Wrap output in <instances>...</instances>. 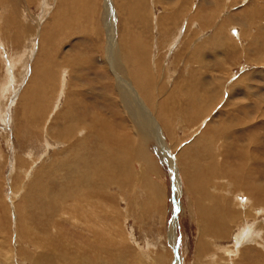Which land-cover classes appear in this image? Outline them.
Here are the masks:
<instances>
[{
	"label": "bare ground",
	"instance_id": "obj_1",
	"mask_svg": "<svg viewBox=\"0 0 264 264\" xmlns=\"http://www.w3.org/2000/svg\"><path fill=\"white\" fill-rule=\"evenodd\" d=\"M111 1L104 0L103 2L104 8L109 12V15H107L106 18L108 46L105 49V55L102 61L107 65L106 69L103 70H107L109 79L108 82L103 83V96L102 94H100V96L97 92H95V89L101 91L100 84L99 87L98 85L95 87L92 78L88 76L92 67L94 68L96 66L97 69V65H95L96 60L95 62L93 61L91 54L86 53V56L74 55L72 59H68L65 63L57 64L58 73L56 74L54 72L56 67L54 66V68H52L49 64L47 65V63V66L44 65L42 67H38V65L37 67H33L31 63L30 69H28L25 64L27 63L26 61L31 58H33L36 62V58H40L42 54L40 50H45L49 53L54 50L55 47L53 48L48 46V44L56 35L55 32L59 33V31L64 30L62 22L59 21L60 19L58 18V12H56V9L55 13H52V18L53 21L56 22L58 20V22H53V25L51 24L52 28H44L42 32L38 31L35 33L31 39L26 41V45L23 46L22 51L21 49L12 51L13 47L9 48V43L7 42L8 39L5 41V39L0 36V63H2V71L0 73V120L6 123H14L11 109L14 102L15 107L18 105L20 106V112L23 115L20 126L25 127L24 123L28 124L30 129L39 126L40 132L42 128L49 137L54 139L50 142V144L52 146H57L54 147L55 149H53V155L51 154L52 156L50 160H48L50 157L49 154L46 155V158L43 157L44 159L40 162L41 166L38 169H35L37 166H34L36 161L35 158L33 159L32 157L33 154H30V152H32L31 149H33L30 148V146L33 147V145L27 146L29 149L27 148L26 152L24 151L23 156H25V159L18 157V160L20 159L19 161L21 162V164L19 161L17 162L19 166H17L15 162L9 161L10 174L8 177L11 178V180H19L16 182V184H18V188L16 187L11 190L14 220L13 227L10 228L13 233L10 234V238H8L9 236H6L8 239L3 237L5 233L3 234L2 230L5 226H3L4 224H2V221L0 220V264H122V259L125 255L124 253L128 251L130 247L123 245V241L125 240V237L122 238L123 228L121 222L117 220L120 213L115 206L111 205V201L115 199V196H113L114 194L110 192L109 188L112 186L115 188L119 186L122 187L123 184H125L126 179H128L127 177L125 178L123 170L125 164L127 163L128 165V162L131 163V161H133L132 158L135 156L134 155L132 157L134 151L133 144H135L133 136L136 135L140 137V143L135 146V151L138 157L137 160L142 167V164L145 165L150 160L146 156L147 151L144 150L145 146L149 144L151 139L157 140L159 144V148L157 149L158 156L159 154L160 156H165V154L168 155V146L166 145L168 141L166 140L168 136L166 135L167 133L170 134L169 136L174 138H176L174 133L176 134L178 130L183 132L184 135H191V132H196L197 130L199 131V128L201 127L200 125L203 121L205 124L197 134H194V138L190 143V148L187 145L185 148L181 147L184 151L182 156L188 163L191 162V155L189 154H195L193 155V162H195V157L199 156L201 152L204 153L203 156L200 157L202 160L201 164L199 161L200 159L196 161H199L198 166L200 167V173L195 170L191 171L189 173V178H186V184L193 201V205L191 204L193 206L192 210L195 208L196 212L194 213L198 216L199 223L201 222L199 227L202 225V232L199 235L200 238L198 248L201 250L205 248L206 238L204 239L203 237H214V235L217 234L218 238H224L223 236L229 233L231 228L230 226L233 222L239 221L242 226L239 225L241 226V229L237 233V237L234 242V249L232 248L233 251L225 248H217L221 249V251L223 250L225 256L228 257L231 256V253L232 256H234L237 255L238 252L240 254V258L244 261L245 258H248L244 256L247 253L251 254L253 250L256 252V256L258 258H260L261 255L263 257V254H261L260 251L261 249H259V246L261 245H263L261 247L264 249V240L262 241L261 239L262 233L259 232L262 225L261 223L256 225V223H253L252 221L250 223L249 217L255 218L264 214V183L260 181V179L263 178L262 174L264 175V157L259 154L256 155L252 153L253 151H255V153H258L261 150L264 151V148L261 146L258 139L254 141L255 144L251 148V151L248 148L252 144L249 145V147H241L240 150H237L240 152L236 153L239 156V159L236 160H240V168L229 170L228 165L224 166V156H221V154L217 151L218 148H213L215 142L220 140L216 138L220 136L221 133L218 128L215 127L216 125L214 126V129L210 125L211 119L209 120L208 118L210 112H208L207 109H201V105L205 102L208 105L212 100H214L213 97H218L219 90H216L217 88H222V100L225 91H228V88L233 84V82H235L234 84H237L236 81L238 80H229L231 79V73L229 77L226 74L228 79L226 78L227 80L225 84H222V80L217 81V74L214 76V73H211L213 71L211 69H214V66L210 65L211 58H209V56L211 53L213 58H216L217 56L214 55L215 52L212 50L220 46L224 48L227 45L232 47L236 46L237 42L234 43L232 37L237 41H239L238 39H240V41H247L248 39V43H255L257 38L262 39L261 35L257 34L258 31L256 34L252 31L254 36L250 42L249 37L246 39L250 32V24L248 25V20L251 19L250 16L252 14V10L247 8L239 14L238 18L242 22L238 23L240 26V31L238 33H232L230 35V29L232 28L230 26L233 24L232 22L229 24L230 17H228V15L224 16L225 18L222 19L224 15L222 14L220 15L221 17L219 16L221 19L219 18V21L217 20L216 23H214L215 31H213V34L206 37V35L202 33L203 30H199V23L196 22L197 17H200L198 15L201 3L205 0H198L196 6H194L195 9L193 12L190 11V8L188 9L187 6L189 5H186L187 3L190 4L192 0H181L180 4L176 1H174V4H170L171 2L169 3V1L163 0L162 11H158L159 13L157 16V31L158 34L159 32L162 34L164 31L166 33L169 32L171 40L168 43V46H170H167L168 53L160 57L158 54H154L151 50V46L147 47L143 43L145 40L142 41L139 37H136L131 43L125 42V40L123 41L124 34L126 32L125 26L121 34V30L116 24L117 16H115L113 11L115 10V12L119 14L120 4L118 0ZM232 1L233 0H223V7L227 9L229 5L233 4ZM128 2L130 3V8H132L134 4L132 5L130 0ZM209 3L212 8L220 2L218 0H211ZM46 12L47 9L43 10V15H45ZM129 12L132 13L131 9ZM130 13H128L129 19H132ZM201 14L205 15L204 13ZM28 15L29 14H27V16ZM257 15L263 16L264 10L259 11ZM20 16L25 17L24 14ZM12 17H14V15ZM12 17H8V20L11 21V19H13ZM204 17L207 16H203V18ZM200 20H202V18ZM185 21L186 23L182 34L180 28ZM14 22H20L19 25L21 26V20ZM38 25V27H40L41 22H39ZM190 26L198 28L197 32H193L196 37L191 40L192 42H189L191 44L188 45V49L190 48L188 53L181 58H177V54H173L175 49L170 48H176L180 43L182 45L185 28L187 29ZM117 28L119 29L118 36ZM129 35L131 34L129 33ZM35 37L38 38L37 43L34 42ZM177 41L179 42L176 45L175 43ZM165 42H167V40ZM252 43H250V45H252ZM51 45H53V43H51ZM155 45H157V42ZM24 49H27L28 52ZM207 50H210V52ZM24 55H27L25 58L26 61L23 59ZM43 56L45 57L44 54ZM212 60L214 62V59ZM87 62H91L92 65H87ZM16 64H20L23 69L22 73L25 72L27 73L26 75H28V79L24 85H22L24 81L22 80L20 88L16 86L19 81L12 75V70L16 67ZM219 65L221 64L218 61L215 66L218 67ZM178 69L179 72L177 71ZM207 69H209V78L206 76L207 81L204 79V82H208V86L204 85V82H201L207 73ZM27 70H31V72H28ZM95 71L97 70H94V72ZM176 71L178 74L174 78L172 75ZM9 72H11V74ZM22 73H20V78L23 76ZM12 76L14 77L15 84L13 83V98L11 99L8 84L9 80L12 83ZM67 77L69 78V81L66 80ZM95 78L97 79L98 77ZM97 80L100 83L102 81L101 78ZM76 81H79V85L81 83L80 81L87 82L86 85L93 83L94 87L88 88L81 85L78 86V84L75 83ZM238 81H241V78H239ZM104 86L110 87V91H108L114 93L115 95L111 96L107 90L105 91ZM203 88L204 92L200 93ZM249 89L250 88H248V90ZM50 93H53L52 97L49 96ZM214 93H216V96H214ZM101 97H104L102 102L98 100ZM47 98H51L50 101H47ZM92 98L95 99L94 103L97 102V107L91 102ZM5 100L9 101L10 105L5 103ZM113 100L118 103L119 108L123 112L122 114L124 118H121L122 120L116 118L118 115L116 113L109 115L113 118L112 120H108L107 117H103V108H109V102H112ZM230 100H232V98ZM48 102L49 105H47ZM216 103L218 104L219 102L217 101ZM94 107L98 109L97 111L95 110L96 112L92 110ZM90 109L92 110V114ZM241 109H243V107ZM118 113L120 114L119 110ZM261 113L263 114L264 112ZM177 115H179V117H176ZM234 115H236L235 112ZM206 118H208V120H205ZM177 119H181V121L183 119L197 121L189 127H186L187 124H185V126H183V124L176 127L173 123H175V120L178 121ZM113 120H119V122L125 123V128H128V131L122 128L123 132L116 133L114 128H112L116 126ZM241 122L242 120L240 123ZM234 126L235 124L230 126L229 129L226 128L227 134H225L228 138H239L238 134L241 133L240 131L243 132L245 129V131H247V126L239 127L237 129ZM129 131H131L134 135L131 136V134L128 133ZM27 132L28 131H25L23 136H27ZM247 133H249V130ZM255 135L256 138L259 136H257V134ZM6 138L7 145L9 146L8 137ZM27 138L25 137V140ZM38 138L40 139L42 137ZM247 138L249 139V137ZM215 139L216 141H214ZM33 141L36 142L35 139ZM169 141L171 142V140ZM224 141H221V143H223L225 148L223 150L219 148L223 153L224 150L226 151V147H229V144L231 145V142ZM41 142L44 141L41 140L40 143ZM47 142L44 143L46 146H49ZM235 143L238 144L239 142ZM235 147L236 146H234V148ZM126 148H130L129 151L126 150ZM12 149L14 152L15 148ZM214 149L216 150L215 152H213ZM40 150L36 152V156L37 153L38 155L40 154V157L38 156L39 158L37 159L38 161L41 159V155L47 153L44 149L41 154ZM228 152L230 153V150H227L226 155ZM10 155L12 154L10 153ZM128 156L132 159L131 161L128 160ZM229 157H227V159ZM45 160H48L49 162ZM232 160L234 161V159ZM181 161L179 164L182 163ZM46 162L50 163V165L52 164L51 166L55 165L53 166V171L49 170L51 177L48 176V170L45 174L42 173L45 172L43 170V166L47 164ZM13 163L15 164V168ZM174 165L173 167L176 171V177L178 176L177 180L184 184L186 176L185 170L183 169L185 172L183 174L185 175L179 176L177 172L178 166L176 164ZM245 166L248 171L251 172L247 173ZM191 168L193 169V165L188 167L187 170ZM259 170L261 172H257ZM132 172H134L133 169ZM142 173L145 174V170H142ZM226 174L230 175L227 176ZM142 178H144L146 183H149L150 191L155 189L152 187L153 184L146 180L145 176ZM48 180L49 184H47ZM179 181L178 186L180 183ZM236 188H238L239 193L242 191L247 197L240 198L238 196L239 194L234 195V189ZM174 192L176 194L178 191ZM16 195L20 196V198L15 203L13 199ZM174 201V218H177V200L175 199ZM207 201L209 203H206ZM24 206L25 210L22 208ZM116 210L118 214L116 213ZM36 218L37 220H40L42 224H38L39 221L36 222ZM68 225L72 227V230ZM171 228L174 229V227ZM171 228L169 234L172 235L171 238L173 239L174 231ZM257 239H261L263 243L260 241L257 242ZM247 242H255L258 247L256 248L255 246L253 247L248 245L246 244ZM170 246L172 247L173 245ZM240 246L242 247L240 248ZM3 248H6V250ZM172 249L175 253L174 247H172ZM211 257L212 259L208 264L235 263L230 262V260H233L232 257H229V259H222L223 262L219 261L217 259L219 258L218 253L213 254ZM158 259L159 261L157 260L155 264H163V256L158 257ZM179 264H182L181 261ZM245 264L247 263L245 262ZM257 264H261V261L259 260V263Z\"/></svg>",
	"mask_w": 264,
	"mask_h": 264
},
{
	"label": "rangeland",
	"instance_id": "obj_2",
	"mask_svg": "<svg viewBox=\"0 0 264 264\" xmlns=\"http://www.w3.org/2000/svg\"><path fill=\"white\" fill-rule=\"evenodd\" d=\"M109 1H111V0H109ZM128 1L118 0V2L120 4L119 14L117 12H115V10H113L115 13V16H117V18H116L117 23L116 24H117V26H119V29L121 30V34H122V31L124 30V26H125L126 32L124 31L125 34H124L123 41L125 40V42L131 43V42H133V40L136 37H139L142 41L143 40L146 41V42L143 41V43L147 47L151 46V50L154 54H156V55L158 54L160 57L164 56V54L168 53L167 52V46L171 40V36H170L169 32L166 33L164 31L162 34H160V32H159V34H160L159 35L158 31H157V16H158V13L162 11L163 0H155V2H154V0H130L132 5L133 4L135 5V6L133 5L132 8H130L131 6H130V3ZM167 1H169V3L171 2L170 4H174V1H176L178 4L181 3V0H167ZM210 1L205 0L203 2L204 4L201 3V6L199 5L201 8L199 9L200 11H199L198 16H200V17H197V19H196L197 21L195 20L196 22L199 23V25H198L199 30L200 29L203 30L202 33L205 34L206 37L213 34V31H215L214 23H216V21L221 17L220 15H222V14H224L222 19L225 18L224 16L228 15V17H230L229 18V24H230V22H232V24H233L230 26L232 28L231 29L229 28L231 31L230 35L232 33L233 34L238 33L240 31V26L238 25V23L242 22L239 20L238 16L240 13H242L247 8L249 10H252L251 11L252 14L250 16L251 19L248 20V25L250 24V26H249L250 32L248 34L249 36H247L246 39L249 37V42H250V40L253 38L254 34L257 33V31H258L257 34H260L262 37V39L257 38L255 43L250 42V43H252V45H250V43H248V39H247V41L246 40L240 41V39H238L239 41H237L231 36L232 39L234 40V43L237 42L240 44L236 43V46H233V47L227 45L225 47L226 49L222 46L216 47L215 49L212 50L215 52L214 55H217L216 58L212 57L213 56L212 53L209 56V58H211L210 59V61H211L210 65L214 66V69H211L213 71L211 72V70H210V72L214 73V76H215V74H217L216 75L217 81L222 80V84H225L226 80L228 79L227 76L229 77L231 75V73L233 76L231 75V79H229V80L234 79L232 81H236V79L239 80V78H241V81H238V80L236 81L237 84H234L235 82H233V84L231 86L229 85L230 87L228 88V91H225V93L223 94L222 100H221L222 88L219 87L216 89V90H219L218 97L217 98L213 97L214 100H212L211 103L208 104L209 106L207 105L206 102L203 105H201L202 106L201 109H207L208 112H210V114L208 115L209 120L211 119L210 125L213 127V129L215 127L218 128L219 132L221 133L220 134L221 137L218 136L216 138V139H220V140H217V142H215L213 148H216V149L218 148L217 151L221 154V156L222 155L224 156L223 157V159H225L223 161L224 166L228 165V169L233 170V169H239L240 168V166H239L240 160L239 161L236 160V159H239V156L236 153L240 152L237 150H240L241 147H244V146L249 147V145L252 144L248 148L251 151V148L255 144L254 141L256 139H258L260 141L261 146L264 148V113L263 114L261 113V112H264V107H263L264 106V101H263L264 100V43H263L264 42V15L263 16L257 15V13L259 11L264 10V6H263L264 0H233L232 1L233 4L229 5V7L227 9L223 7V5H224V3L222 4L223 0H218L220 3H217L212 8H211L210 3H209ZM250 1H251V3H250ZM103 2H104V0H83V2H82V0H5V1L0 0V29L3 28L0 30V36L2 38H4L5 41H6V39H8L7 42L9 43V48L13 47L12 51L19 50V49H21V51H22L23 46L26 45L25 44L26 41L28 39H31L32 36L35 35V33H37L38 31L42 32L44 30V28L45 29L46 28H52L53 22L54 23L58 22V20L56 22L53 21V18H52V13L54 14L55 9H56V12H58V18L60 19L59 21L62 22L64 30L59 31V33L55 32L56 35L52 38L51 42L48 44V46H51L53 48L55 47L54 50L50 53L45 51V50H42V51L40 50V52L42 54H41L40 58H38V57L36 58V62H35V60H33V58L26 61L25 58L27 55H24L23 59L27 62L25 64L27 65L28 69H30L31 63H32L33 67L34 66L37 67V65H38V67H42V66L46 65V63H47V65L49 64L52 68H54V66L56 67L55 71H54L56 74V73H58V68L56 66L57 64L65 63L66 61H68V59L69 60L72 59V57H74V55L75 56H80V55L86 56V53L91 54L93 61L95 62V60H96L95 65H97V69H96V66L94 68L92 67L90 69V72L88 73V76H90V78H92V81H93L95 87L97 85L99 87V84H100L101 91L95 89V92H97V94H99V95L102 94V96H103V83L108 82V79H109L107 70H105V71L103 70V69H106L107 65L102 62L104 55H105V49L108 46V34H107V29H106V18H107V15H109V12L104 8ZM197 2H198V0H192V2L190 4L189 3L186 4V5H189L187 7H188V9L190 8L191 12L194 11V9H195L194 6H196ZM68 4L70 6L71 5H73V6L70 7ZM74 7H76V8H74ZM77 7H78V9H77ZM206 7H208V8H206ZM117 8H118V6H117ZM133 8H134V10H133ZM45 9H47V12H46L47 15L46 14L43 15L44 14L43 10H45ZM130 9H131L132 13L129 12ZM62 10H63V12H62ZM75 10H76V14H75ZM202 10H203V12H202ZM208 10H210L211 12ZM227 10H228V12H227ZM48 12L49 13L51 12V13L49 14ZM128 13H130L132 19H129ZM201 13H204L205 15H203ZM23 14L25 17L20 16ZM27 14H29V15L27 16ZM67 14H68V16H67ZM11 15L12 16L14 15L15 18L12 17ZM202 15L207 16L208 18L207 17L203 18ZM8 17H12L13 19H11V21H9ZM40 18H41V21H40ZM71 18H72V20H71ZM201 18H202V20H200ZM19 20H21V26L19 25L20 24V22H18ZM204 20H207V21H204ZM14 21H17L18 23H15ZM210 21H211V23H210ZM39 22H41L40 27H38ZM185 23H186V21L183 22L182 27L180 28L182 31V32L181 31L180 32L182 34L184 31L183 28H184ZM207 23H208V25H207ZM204 25H205V27H204ZM119 29L117 28V36L119 35ZM197 30H198V28H195L193 26H190L187 29L185 28V33H184L182 45L180 43L178 45V47L170 48V49H175V52H173V54L174 53L177 54V56H176L177 58H181L186 53H188V51L190 50V48L188 49V45L191 44L189 42H192L191 40H193V38L196 37L193 34V32H195V31L197 32ZM252 31L254 34L252 33ZM254 31H256V32H254ZM129 33L131 35H129ZM185 37L186 38L188 37V38L186 39ZM188 39H189V41H188ZM37 40H38V38L35 37L34 42L37 43ZM54 40H56V41H54ZM166 40H167V42H165ZM261 40H263V41H261ZM156 42H157V45H155ZM178 42L179 41H177L175 44L177 45ZM51 43H53L54 46L51 45ZM175 44H174V46H175ZM159 47H160V49H159ZM24 50L27 51V49H24ZM207 51L210 52V50H207ZM34 53H35V49H34ZM43 54L45 55V57L43 56ZM173 54H172V56H173ZM178 54H180V55H178ZM37 56H39V55H37ZM212 59H214V62ZM48 61H50L51 63ZM215 61L217 63L219 61L221 65L216 67L215 65H217V63ZM88 64H90V66L92 65L91 62L90 63L87 62V65ZM1 66H2V63H0V73L2 71ZM219 68L221 69V71ZM68 69H69V67H68ZM22 70L23 69H22V66L20 64H16V67H14L12 70V75L14 77H16V79L19 81V83H18L19 85L18 84L16 85L18 88H20V85L22 84V80H24L23 84H22V85H24L28 79V75H26L27 73H25V72L22 73ZM94 70H97V71L94 72ZM27 71L31 72V70H27ZM177 71L179 72V69ZM177 71L172 75L174 78L178 74ZM208 72H209V69H207V73L205 74V77H203V80L201 82H204V79H205V81H207L206 79L209 76ZM9 73L11 74V72H9ZM20 73H22V75H23L21 78H20ZM226 74H227V76H226ZM13 76H12V83L9 80V84H8L11 99L13 98V92H12L13 88L12 87L15 84V80H14ZM95 77H98L97 79L101 78L102 79L101 83ZM232 77H234V78H232ZM66 80L69 81V78L67 77ZM78 82L79 81H76L75 83L78 84ZM80 82L82 83V84L80 83L81 86L88 87V88L94 87L93 83H91V84L89 83L86 85L87 82H84V81L83 82L80 81ZM204 83H205L204 85H206V86H208V84H209L208 82H204ZM80 85L78 84V86H80ZM104 88H105V91L106 90H107V92L110 91V87L104 86ZM248 88H250V89L248 90ZM231 89H232V91H231ZM19 91H20V89H19ZM235 91H236V93H235ZM201 92H204V88L200 91V93ZM109 93L111 96L115 95L112 92H109ZM251 93H252V95H251ZM52 95H53V93L49 94L50 97H52ZM214 96H216V93H214ZM232 96H235V97H232ZM103 98L101 97L98 100H100L102 102ZM231 98H232V100H230ZM47 99H48L47 101H50L51 98L50 99L47 98ZM94 100L95 99L92 98L91 102L94 105H96V107H97L98 104H96L97 102L94 103ZM217 101L219 102L218 104L216 103ZM5 103L9 104V101L5 100ZM109 103H110L109 104L110 106H108L109 108L104 107L102 110L103 117H107L108 120L109 119L112 120L113 118H111L109 115L110 114L113 115L116 113V114H118L116 118H119V119L122 118L123 119L124 118L123 114H122L123 112L119 108L118 103L114 100L112 102H109ZM47 105H49V102L47 103ZM239 105H240V107H239ZM235 106L239 107V108H236ZM244 106H246V107H244ZM16 107L17 108L19 107V108L17 109ZM16 107L14 106V102H13L11 109H12V115L14 118V123H12V122L6 123V122H3L0 120V154H1L0 155V189H1L0 190L1 191L0 192V220L2 221V224H4L3 226H5V227H3L2 232H3V234L5 233L6 235L4 234L5 236L3 235V237L9 236L8 238H10V234L13 233L12 229L10 230V228L13 227V220H14L13 210H12L13 209V203H12V199H11V190L13 188L17 187L18 184H16V182L19 180V179L11 180V178L8 177L10 174V165H9L10 163H9V161L15 162L16 165L19 166V164L17 162L20 159L18 160V157L21 159H25L24 158L25 156H23L24 151L26 152V150L28 148L27 146L33 145V147L30 146V148L34 149V150L31 149L32 152H30V154H33L32 157H33V159L35 158V161H36V164H34V166L35 167L37 166V168H35V169H38L41 166L40 162L42 161V159L46 158L47 157L46 155L49 154L50 157L48 156L49 157L48 160H50L51 156L53 155V149H55L54 147H57L55 144H54L55 146H52L50 144V142H52L54 139L49 137L46 134L44 129L41 128V132H40L39 126L38 127L36 126L33 129H30L29 128L30 126L28 127V124H25L23 122L25 127H21L20 122L23 118L22 117L23 115L20 112L21 111L20 106L18 105ZM96 107L92 108V110L97 111L98 109ZM112 107L115 109V111ZM242 107H243V109H241ZM116 109H117V111H116ZM261 109H262V111H261ZM92 110H91V114H92ZM118 110L120 111V114L118 113ZM233 111L235 112L236 115H234ZM247 111H248V113H247ZM238 113H239V116H238ZM249 113H250V115H249ZM229 114H230V116H229ZM241 114H242V116H241ZM246 114H248V115H246ZM233 115H234V117H233ZM237 116L239 117V120H238ZM247 116H249V117H247ZM176 117H179V115H177ZM240 117H243V118H240ZM208 118H206L205 120H208ZM227 118H229V119H227ZM233 119H235L236 121ZM177 120L178 121L175 120V123H173L176 127L178 125H183V124H184L183 126H185V124H187L186 127H189L191 124H194L197 121V120L192 121L191 119H189V120L183 119L182 121H181V119H177ZM241 120L243 122V123L241 122L242 124L240 123ZM247 120H249V121H247ZM114 122H115L116 126H114L112 128H114V131L116 133L123 132V129H126V131H128V128H125L126 127L125 123L119 122V120L114 121ZM186 122H188V123H186ZM204 124L205 123L203 121L200 125L201 127L199 128V131L201 130V128H203L202 126H204ZM234 124H235L234 127L236 129L239 127L247 126V131H245L246 129L243 131L244 133L242 131H240L241 133L238 134L239 138H235L236 140L231 139L230 137H229L230 138L229 139L226 136L227 129H229V127L233 126ZM20 127H21V129H20ZM16 130H17V133H16ZM248 130H249V133H247ZM23 131L24 132L28 131L27 136H23V134H24ZM191 131H194V130H191ZM199 131L197 130L196 132H191L192 133L191 135H189V134L184 135L183 132L178 130L176 133L177 135L174 133V136L176 138L169 136L170 134L167 133L166 135H168V136H167L166 140H168V141H167L166 145L168 146V155L165 154V156L164 155L160 156V154L158 156V154H157L158 150L157 149L159 148V144H158L157 140L151 139L149 144H147L145 146V150H144V151H147V153L146 152L145 153H146V156L150 160H149V162L146 163L147 165L142 164V167H141V164L137 160L138 157H137V154L135 151V148H136L135 146L139 145V143H140L139 142L140 137L136 136V135L133 136L134 134H132L131 131L128 132L131 134V136L134 137L135 144H133L134 151H133L132 157L134 155L135 156L132 158L133 161H131L132 159L128 156L130 158V159L128 158V160H130L131 163L128 162V165L126 163L124 166V170H123L124 172L123 173H125L124 174L125 178L126 177L128 178V179H126L127 183L125 182V184H123L122 187L119 186V187L115 188L112 186L109 188L110 192L114 194V195L113 194L112 195L115 196V199L111 201V205L115 206L118 209V212L120 213L119 214L120 216L118 217L117 220H119L121 222L122 228H123V230H122L123 235L121 234L123 236L122 238L125 237L124 238L125 240L123 239L124 240L123 245L130 247L129 250L124 253L125 255L123 256V259H122L123 263L122 264H155L157 260L159 261L158 257H160V256H163V260H164L163 264H179L180 261L182 264H200V263L201 264H208L209 261L212 259L211 256L215 253L216 254L218 253L219 258H217V259L219 261H222V259H226V258L229 259V257H232L233 260H230V262H233V263L235 262L234 264H245V262L247 264L248 263L249 264H251V263L257 264V263H259V260L261 261V264H264V249H263V247H261L263 245L259 246V249H261L260 251H261V254H263V257L261 255L260 258H258L256 256V252H254V250L253 251L251 250L252 253L253 252L254 253L253 254L247 253L244 256V257H248L247 259L245 258V261L240 258V254L238 252H237V255H234L236 257L232 256V253H231V256L228 257V256H225V254L223 253V250L221 251V249L217 248V247L225 248V249H229V250L233 251L232 248L234 249V246H235L234 242H235V239L237 237V233L241 229V226H242V224L239 221L233 222V224L230 226L231 231L229 230V233L225 234L223 236L224 238H218L217 234L214 235V237H210V236L203 237L204 239L206 238L205 248L203 250L198 248V242H199V238H200L199 235L202 232V230H201L202 225H200V227H199V224L201 222L199 223L198 216L194 213V212H196L195 208H194V210H192L193 209V206H192L193 201H192L191 193H190L188 186L186 184V178L187 179L189 178V173L191 171L195 170L196 172L200 173V167L198 166L199 165L198 163L200 161V164H201L202 160L200 157H202L204 153L201 152L199 154V156H196L195 162H193V155H195V154H193V153L189 154V155H191V162L190 163L186 162L185 158L182 156V153L184 152L183 148H185L187 146L190 148V145H191L190 143H191V140H193V138H194V134H197ZM253 132H254V134H253ZM255 134H257V136L258 135L259 136L256 138ZM34 136H36V137H34ZM6 137H8L9 146L7 145V142H6L7 138ZM25 137L26 138L28 137V138L25 140ZM38 137H42V138L39 139ZM247 137H249V139ZM34 139L36 142L33 141ZM216 139L214 141H216ZM41 140L44 142L48 141L47 143L49 144V146H46L44 142L40 143ZM169 140H171V142ZM224 140H226V141H224ZM246 140H247V142H246ZM221 141L231 142V145L229 144V147L228 146L226 147V151L224 150V153L222 152V150L225 147L223 146V143H221ZM251 141H252V143H251ZM235 142H239V143L237 144ZM34 143H35V145H34ZM233 145L236 147L234 148ZM219 146H221V147H219ZM39 147H41V148H39ZM181 147H183V148H181ZM12 148H15L14 152L12 151L13 150ZM219 148L222 150H220ZM38 149L39 150L41 149L40 150L41 154H42L44 149L47 151L46 154L41 155V159H39V161L37 159L40 157V154L38 155V153H37V156H36V152L39 151ZM129 149L130 148H128V149L126 148V150H128V151H129ZM227 150L228 151L230 150V153L228 152L230 157L228 154L226 155ZM215 151L216 150L214 149L213 152H215ZM261 151L258 153H255V151H253L252 153H254L256 155L259 154V155L264 157V151L263 150H261ZM134 152H135V154H134ZM231 152L234 154L235 157L233 156V154ZM10 153L12 155H10ZM26 155H28V154H26ZM227 157L234 159V161L232 159H229V158L227 159ZM203 158H205V157H203ZM181 159H182V161H181ZM198 159H200V160L198 162H196ZM48 160H45V161L49 162ZM178 160H180L182 163L179 164L180 161H178ZM19 163L21 164L20 161H19ZM234 163H235V165H234ZM132 164H133V166H132ZM174 164H176L178 166V169L177 168L176 169H177L179 176L180 175L184 176L186 174L185 180H184L185 185L183 183H181L179 180H177L178 176L176 177V174H175L176 171L174 170V167H173ZM14 165L15 164L13 163V166ZM51 165H50V163H47L45 166H43V170L45 172H42V173L45 174L47 170L53 171L52 169L54 168L53 166H55V165H53V166H51ZM190 165L191 166L193 165V169L191 168V169L187 170L188 167H191ZM14 168H15V166H14ZM132 169L134 172H132ZM183 169L185 170L186 173L184 172ZM17 170H18V168H17ZM142 170H145V174L142 173ZM245 170L247 171V173L251 172V171H248L246 166H245ZM48 171H47V173H49L48 176L51 177V175H50L51 173H50V171L49 172ZM127 172H128V174H127ZM131 172H132V174H131ZM236 172H237V170H236ZM257 172H261V171L259 170ZM183 173H185V174H183ZM230 173H231V171H230ZM243 173H245V172H243ZM229 175H227V176H229ZM45 176H47V175H45ZM144 176H145L146 180H148L149 182H151L153 184L152 187L155 189H152L150 191L149 183H146L144 178H142ZM262 177L263 178H261L260 181L264 183V175L263 174H262ZM15 178H16V176H15ZM14 180H15V182H14ZM178 181L180 182L179 186H178ZM47 184H49V180L47 181ZM237 190H238V188L234 189V195L239 194L238 196L240 198L247 197L246 195H244V193L242 191L239 193V190L238 191ZM174 191H178V192L175 194ZM155 192H156V194H155ZM187 193H188V195H187ZM19 198H20V196L16 195V197L13 199V201L16 203ZM174 198L177 200V204H176L177 205V210H176L177 218H174V214H175V210H174L175 209V206H174L175 205V201H174L175 199ZM206 203H209V202L207 201ZM117 205L119 208L117 207ZM22 208L25 210V206ZM116 213H117V210H116ZM193 213H194V215H193ZM249 218H250V220H249L250 223H251V221L253 223H256V225L258 223L259 224L261 223L262 228L259 229V232L262 233L261 239L263 241L264 240V214H261L255 218H253V217H249ZM251 219H253V220H251ZM35 220H36V222H38V221L40 222V220H37V218ZM42 220H44V219H42ZM39 222H38V224H42L41 222L40 223ZM239 225H241V226H239ZM68 226L72 230V227L70 225H68ZM171 227H174V229H172ZM170 228L174 231L173 239L171 238L172 235L169 234ZM233 232H235V233H233ZM1 236H2V234H1ZM8 238L6 237V239H8ZM261 239H257V242L258 241L262 242ZM246 244L251 245L253 247L255 246L256 248L258 247V245H256L255 242H249V243L247 242ZM170 245H173L172 247H174V249H175L176 256H175V253H174V251ZM241 247L242 246H240V248ZM3 249L6 250V248H3ZM175 258H177V259H175Z\"/></svg>",
	"mask_w": 264,
	"mask_h": 264
}]
</instances>
